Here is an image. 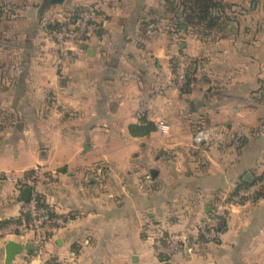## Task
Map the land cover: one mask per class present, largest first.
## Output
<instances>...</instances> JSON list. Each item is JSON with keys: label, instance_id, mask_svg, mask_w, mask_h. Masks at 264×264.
<instances>
[{"label": "crops", "instance_id": "crops-1", "mask_svg": "<svg viewBox=\"0 0 264 264\" xmlns=\"http://www.w3.org/2000/svg\"><path fill=\"white\" fill-rule=\"evenodd\" d=\"M182 1L0 0V224L27 186L69 214L44 244L50 264H158L159 232L190 241L172 264H264V191L214 241L194 230L247 173L264 178V0H210L199 20ZM79 8L107 21L65 56L48 30ZM9 240L33 244L0 239V264L27 261L33 247L6 262Z\"/></svg>", "mask_w": 264, "mask_h": 264}, {"label": "built area", "instance_id": "built-area-1", "mask_svg": "<svg viewBox=\"0 0 264 264\" xmlns=\"http://www.w3.org/2000/svg\"><path fill=\"white\" fill-rule=\"evenodd\" d=\"M107 21L106 14L92 8L78 9L73 13L63 15L57 22H52L49 35L62 46L64 55L68 56L79 49L84 37L92 28ZM69 51V52H68ZM72 51V52H71ZM190 60L185 54H178L175 60V70L171 82L178 88H184L190 73ZM162 135H165L166 125L159 122ZM206 139V130L197 128L193 133V141L201 144ZM32 183V179L29 180ZM33 184V183H32ZM264 191V178L258 177L251 183L240 184L227 195L221 196L215 203L210 214L204 216L195 227V235L202 241H214L219 235V227L231 208L248 198L255 197ZM72 217L59 213L53 207L42 204L35 193L21 203L19 213L14 221L0 224V239L10 236L31 234L33 252L27 258L16 264H33L39 259L40 264H50L42 259L43 247L48 238L60 228L66 227ZM158 256V261H171L184 251H189L190 244L183 232L155 233L148 237Z\"/></svg>", "mask_w": 264, "mask_h": 264}, {"label": "water", "instance_id": "water-1", "mask_svg": "<svg viewBox=\"0 0 264 264\" xmlns=\"http://www.w3.org/2000/svg\"><path fill=\"white\" fill-rule=\"evenodd\" d=\"M50 3H62L64 0H47ZM247 183H251L252 177L250 173H247L243 178ZM30 196V187H24L22 190V197L26 201L28 200ZM188 244H190V241L188 240ZM33 244L27 243V244H21L14 240H9L5 244V251H6V262L10 263L14 256L21 252L23 249L32 248ZM158 264H172L171 261H161Z\"/></svg>", "mask_w": 264, "mask_h": 264}, {"label": "trees", "instance_id": "trees-1", "mask_svg": "<svg viewBox=\"0 0 264 264\" xmlns=\"http://www.w3.org/2000/svg\"><path fill=\"white\" fill-rule=\"evenodd\" d=\"M210 0H183L181 3L182 9L185 10L187 9L188 11H186L185 17L186 18H197V20L200 19V15L202 13H204L205 8H208L209 6L211 7L212 4H209ZM80 9V8H79ZM78 9L73 10L71 13H73L74 11H77ZM240 184H246L244 182H240L238 184V186ZM222 223L223 221H221L220 223V227L219 230L221 231L222 229ZM201 239V238H199ZM202 240V239H201Z\"/></svg>", "mask_w": 264, "mask_h": 264}]
</instances>
